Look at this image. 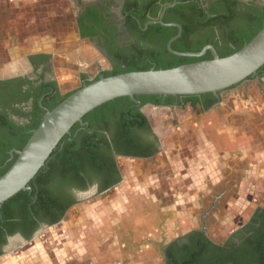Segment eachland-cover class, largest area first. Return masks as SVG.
<instances>
[{
  "label": "flooded vegetation",
  "instance_id": "flooded-vegetation-1",
  "mask_svg": "<svg viewBox=\"0 0 264 264\" xmlns=\"http://www.w3.org/2000/svg\"><path fill=\"white\" fill-rule=\"evenodd\" d=\"M160 1L162 0H77L75 9H72L73 14L69 26H67L69 29L67 28L65 31V36L60 41V47H58L56 36L53 35L54 31L52 32L47 26L52 24L46 22V20L41 29L35 28L37 33L33 31L25 32L24 28L21 31H11L6 28L5 31V26L1 25L0 121L6 116L16 125L24 127L33 119V114L37 112L34 108V97L36 95H38L36 103L39 109L45 112V109H48L46 102L75 91L84 84L104 76L116 64L123 61V58L132 56L138 51L149 50L153 44V38L157 41L161 39L162 34L155 31L152 34H143L142 32L149 25L147 22L151 20L145 21L144 26L141 28L140 22L138 19H134L133 15L137 18L142 16L148 18L152 10L159 7ZM173 2H175L173 6L177 3H186L187 7L186 9L175 8L169 12V16H186L191 12H195L200 17L204 14L205 19L228 16V19L230 18L229 24L225 25L223 30L226 32L232 31L236 34H242L244 31L250 30L252 20H249V22L242 20L248 16L255 17L264 8V0H184L182 2L172 0L171 4ZM47 18L50 19L51 17ZM4 20L5 15L0 12V22ZM219 26H221L220 23L212 27L213 41L217 46L222 45L221 37L218 35ZM20 32L22 35H19ZM43 34H49L54 39L53 50L49 52L30 51L31 39L38 41L40 37L45 36ZM11 35L20 47L27 50L26 56L22 54V62L16 66V71L10 76H5V47L6 41ZM192 38H189V40H192ZM229 44L232 45L233 43ZM84 45H89L110 68L100 70L93 77L85 71H78L76 76L73 75L68 80L66 71L68 66L79 69V66L90 60L87 52L84 51V49H87ZM61 47H64L65 50L62 51L63 48ZM83 52L84 55H82ZM67 55L71 56L68 57ZM56 66L58 67V75L54 74ZM249 81L257 82L264 89V69L262 72L258 69L254 76L248 77L239 84ZM65 85H68L69 88L64 89ZM45 86L49 87V91H42ZM225 90L218 92L217 97L214 95L212 97H202L200 102L194 106L189 102L177 105L178 97H175L174 104H153L152 102L141 104V101L136 99L135 102L130 100L133 103L130 106L118 102L98 112L93 111L83 121L82 125L79 124L75 132L82 133L85 137L90 135L92 140L95 141L94 145L100 160L99 169L88 168L87 174H83L86 184L85 189L78 190L75 186L68 188L66 196L68 206L56 222H49V218L32 214L25 217V213H20L12 207L7 209V218L0 228V257L4 253L9 254L11 250L27 244L30 245L29 248L31 249L41 250V244L36 246L35 238L44 229L58 226L70 212H73L74 207L82 201H87L92 197H100L103 200L105 199L103 196H107L110 191L116 190L119 186L126 187L129 179H134L137 182L134 184L132 192H142L152 197L153 192L150 188H153L156 177L159 178L160 176L156 175V170L162 169L163 176H166V172L162 168L164 160L160 158L161 156H168L171 147L166 146L161 140L160 134L152 126L149 118L143 112V108L146 106L168 108L187 106L193 111V118L197 120L196 124L199 118L204 119V117L218 113L217 106L221 102L222 92ZM211 98L214 99L213 103L208 107H203V103L211 100ZM43 99H45V103L42 102ZM164 101L165 97L161 99V102ZM198 124L200 126L199 130L202 127L204 128L201 122ZM207 125L208 128L206 129L209 130L211 136L217 135L215 145L220 156L231 157L232 146L236 142L235 136L233 141L227 133L224 136L225 132L218 129L219 122L216 119L208 122ZM25 132L28 133L30 130ZM17 136L16 134H6L0 126V145L2 142L15 140ZM174 156H176L175 153ZM12 158L9 155L5 163ZM125 160L135 161L138 169H125L123 165ZM173 162L176 164L178 158H174ZM149 167L153 169L150 170ZM145 180L150 183L143 182ZM144 183H146V192L138 191V189L143 190ZM218 199L219 195L214 198V202L204 215L197 218L196 215L192 214L193 217L190 219L183 217L182 220H185L183 222H190L194 226L166 237V241L162 245L159 244L160 242H152L153 237L151 236L146 238V245L151 246L153 251L157 245L160 264H264V197L252 210L251 215L223 239L213 238L207 227L208 220L206 216L214 210ZM93 202L97 204L96 201ZM88 204L93 205L92 202ZM84 222V220L77 221L74 225L70 223L69 230H79ZM196 224L197 226H195ZM59 238H64L60 240L59 246H56L59 239H55V245L50 242L52 245L51 250L62 254L66 252L65 250L75 247L76 240L68 239L64 234H60ZM20 253L22 255L23 251H20ZM23 255H16V259L24 261Z\"/></svg>",
  "mask_w": 264,
  "mask_h": 264
},
{
  "label": "rangeland",
  "instance_id": "rangeland-1",
  "mask_svg": "<svg viewBox=\"0 0 264 264\" xmlns=\"http://www.w3.org/2000/svg\"><path fill=\"white\" fill-rule=\"evenodd\" d=\"M76 1L44 0L42 2H47L48 10H41L40 3H36L23 7L20 11H14L5 6V0H0V12L12 19L7 24L5 20L1 21L0 26H5V29L8 28L11 31H21L24 28L25 32H31L35 28L41 29L46 20L52 24L47 26L55 32L53 35L56 36L58 47H60V41L69 26ZM19 35H22L21 32ZM84 47L87 48L84 51L87 52L90 60L79 66V69L68 66L66 70L68 80L73 75L76 76L78 71H85L93 77L100 70L110 68L89 45ZM61 48H63L62 51L65 50L64 47ZM57 70L56 66L55 75H58ZM68 88L69 86L65 85L64 89ZM217 109L218 113L204 119L199 118L198 123L201 122L204 126L201 130H199V124H195L197 120L193 118V111L187 106L172 108L146 106L143 112L160 134L161 140L166 146L171 147L169 158L168 156L160 158L164 160L162 168L166 176H163L162 169L156 168L159 169L156 170V175L160 176L156 177L153 188H150L153 196L161 204L174 206V209H179L182 214L191 213L198 218L204 215L214 202V198L219 195L214 210L206 217L208 232L213 238L223 239L251 215L252 210L264 197V89L254 81L241 83L222 92V99ZM215 119L219 122L218 129L225 132L224 136L226 133L230 135L229 138L235 136L236 142L232 146L231 157L220 156L215 145L217 135L211 136L206 129L208 122ZM174 158H178L176 164L173 162ZM123 165L128 170L138 169L135 161L125 160ZM143 182L150 183L148 180ZM136 183L134 179H129L126 187L119 186L116 190L110 191L107 196H103L105 197L103 200L100 197L87 199L88 203L92 202L93 205H96L93 201L98 203L93 212L102 213L103 210L108 209L100 220L85 218L79 230H69L71 215L81 219L83 209L89 205L84 200L74 207V212H70L62 223L44 229L35 238L36 246L41 244V250L31 249L29 244L23 245L11 250L9 254L4 253L0 257V264H92L88 258L104 250L126 251L133 254L134 251H143L146 249L147 241L137 240L134 244L128 245L121 240L124 237H119L117 232L119 227L123 229L128 226L127 221L118 224L114 218L115 212L108 208V201L115 200L120 193L123 203L129 201L130 192L134 190L133 186ZM144 184L143 190L138 189V191L146 192V183ZM178 224L180 226H177L174 234L194 226L190 222ZM60 234H64L68 239L76 240L75 247L65 250L66 252L62 254L51 250L50 244L52 242L55 245V239H59V243H56V246H59L60 240L64 239L59 238ZM155 239L160 242V245L166 241V239L160 241L158 237ZM157 249L156 245L154 262L160 264ZM20 251H23V254L26 252L25 256L22 254L24 261L16 259V255L22 256Z\"/></svg>",
  "mask_w": 264,
  "mask_h": 264
},
{
  "label": "trees",
  "instance_id": "trees-1",
  "mask_svg": "<svg viewBox=\"0 0 264 264\" xmlns=\"http://www.w3.org/2000/svg\"><path fill=\"white\" fill-rule=\"evenodd\" d=\"M177 1L182 2L184 0ZM171 2L172 0L160 1L159 7L154 8L148 18L145 16L137 18L135 15H131H133L134 19H138L140 27L142 28L145 21L157 20L162 6L171 4ZM186 7V3H177L172 8L167 9L164 17L162 18V22L164 24L173 22L181 26V34L179 38L171 43V48L179 52H198L204 46L210 44L216 49L219 57H224L239 50L245 43L251 40L264 25V8L260 13L258 12V15L255 17L248 16L242 20L248 22L249 20H252L251 29L244 31L242 34H236L232 31L226 32L223 30V27L229 24L230 18L228 19V16L205 19L206 16L204 14L200 17L195 12H191L186 16H169V12L171 10L175 8L186 9ZM219 23L221 26H219L218 35L221 37L222 45L217 46L213 41L214 35L212 27L214 25H218ZM153 31L161 33V39L156 41V39L153 38V44L149 50H143L141 52L138 51L132 54V56L123 58V61L116 64L113 69L106 72L104 76L130 71H144L150 68L167 69L181 64L209 60L212 58L210 51H206L200 57L178 56L168 52L166 44L171 37L177 34V27L166 26L156 22L149 24L142 33L152 34ZM152 37L154 36L152 35ZM191 37H193L192 40H189ZM229 43H233V46ZM263 69L264 65L259 68V71L262 72ZM48 88L49 87L45 86L42 91H49ZM70 93L60 97H55L54 100L46 102L47 108L49 110L52 109ZM204 96L212 97V94L206 93L199 95L178 96L176 104L181 105L189 102L192 106H194L196 103L200 102L201 98ZM162 98L163 97L157 95L135 96V99L140 100L141 104L146 102H152L153 104H174L175 97L166 96L164 102H161ZM37 99L38 95L34 97V108L37 112L33 114V119L24 127L16 125L6 116L0 121V126L6 134L18 135L15 140L5 141V143L2 142L0 145V175H2L11 166L16 158V154H14L13 158L5 163L6 159L9 157L8 152L12 148L20 150L30 136V132L26 133L25 131L35 129L40 123L44 112L39 109L36 103ZM213 101L214 99L211 98V100L203 103L202 106L208 107L213 103ZM42 102L45 103V99H43ZM118 102L126 106L133 104L128 97H120L102 104L93 111L98 112L103 108L113 106ZM93 111L87 113L82 118V121H85ZM77 127H79L78 123L72 126L69 135H66L61 139L56 149L51 153L46 161L45 166L41 168L29 181L28 185L31 188V191H19L13 197L2 203L0 208V228L3 226V222H5L7 218V209L11 207L17 209L20 213H25V217L32 214L42 218H49V222H56L68 206V202H66L68 188L70 186H75L78 190L86 188L83 174H87L88 168H95V170H98V167H100L98 166L100 164V160L98 159V153L96 152L94 145L95 141L92 140L90 135L85 137L82 133H76L75 131Z\"/></svg>",
  "mask_w": 264,
  "mask_h": 264
},
{
  "label": "water",
  "instance_id": "water-1",
  "mask_svg": "<svg viewBox=\"0 0 264 264\" xmlns=\"http://www.w3.org/2000/svg\"><path fill=\"white\" fill-rule=\"evenodd\" d=\"M175 2L165 5L159 19L147 24L160 23L177 27L178 32L166 44L167 51L178 56L200 57L210 51L212 58L181 64L167 69L150 68L144 71H130L110 76H100L84 84L65 97L52 109H45L38 126L20 150L12 149L10 158L16 154L11 166L0 175V208L2 203L19 191H31L28 183L45 166L51 153L61 139L69 135L76 123L82 125V118L104 103L120 97L136 101V95L185 96L218 92L231 88L248 77L254 76L264 65V25L239 50L219 57L210 44L198 52H179L171 48L181 33L177 23L162 22L165 10Z\"/></svg>",
  "mask_w": 264,
  "mask_h": 264
},
{
  "label": "crops",
  "instance_id": "crops-1",
  "mask_svg": "<svg viewBox=\"0 0 264 264\" xmlns=\"http://www.w3.org/2000/svg\"><path fill=\"white\" fill-rule=\"evenodd\" d=\"M42 1L44 0H5V6H8L10 10L20 11L23 7L40 3L39 7L41 10H48L47 2L43 3ZM11 20V18L5 16L6 24L11 22ZM33 32L37 33L36 30H33ZM53 44L54 39L49 34L40 37L38 41L31 39L30 51L49 52L53 50ZM5 49V76H10L16 71V66L21 64L22 54L26 56L27 49L20 47L13 35L6 41ZM233 137L230 138L232 141L235 140ZM121 195L120 193V198L117 196L116 200L108 201V208L110 211L115 212L114 218L118 224L127 221L128 226L123 229L119 227L117 233L119 237H124V239H120L123 242H127L128 245L134 244L137 240L146 241L149 236L153 237L152 242H158L155 239L156 237L163 241V239L175 233L177 226H180L177 222H183V217L188 219L193 217L191 213L184 215L185 212L182 214L179 209H174V206L161 204L155 196L150 197L145 193L134 191L129 196V201L123 203ZM97 205L98 203L94 208L91 205L85 207L82 211L81 219H76L71 215L69 222L74 225L75 222L85 220V218H92L95 221L100 220V217H103L108 212V209L103 210L102 213L93 212L92 210L96 209ZM145 248L143 251H134V254L126 251L104 250L102 253L99 251L100 253L91 255L88 259L92 264H155L152 247L146 245Z\"/></svg>",
  "mask_w": 264,
  "mask_h": 264
}]
</instances>
